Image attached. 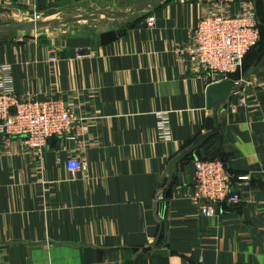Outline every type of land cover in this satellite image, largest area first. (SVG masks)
I'll return each mask as SVG.
<instances>
[{"label":"crops","instance_id":"1","mask_svg":"<svg viewBox=\"0 0 264 264\" xmlns=\"http://www.w3.org/2000/svg\"><path fill=\"white\" fill-rule=\"evenodd\" d=\"M214 1L0 0V16L37 13L47 24L1 27L18 32L0 36V65H11L18 95L61 99L93 124L89 135L51 140L41 160L19 139L0 137V264H264V0H247L260 41L239 74L257 107L232 113L234 95L220 117L219 152L243 203L202 216L191 203L194 160L179 168L169 199L162 191L171 159L214 114L200 66L177 53ZM81 9L99 20L95 36L58 40L55 49L21 39ZM240 9L236 2L230 12ZM160 114L170 117L171 141L159 139ZM70 156L88 165L75 179Z\"/></svg>","mask_w":264,"mask_h":264},{"label":"built area","instance_id":"2","mask_svg":"<svg viewBox=\"0 0 264 264\" xmlns=\"http://www.w3.org/2000/svg\"><path fill=\"white\" fill-rule=\"evenodd\" d=\"M241 9L231 13L234 3ZM203 14L192 31V42L177 49L179 56L194 60L201 68L208 87L224 81H235L233 75L241 73L243 61L248 52L260 41V29L254 9L247 0H216ZM34 22H40L41 15L34 13ZM156 18H147V26L155 27ZM90 55V51H81ZM56 54L49 62L56 65ZM238 80L236 85L241 84ZM245 89V88H244ZM244 89L234 95L239 96L237 104H231L232 113L239 106L248 109L257 107V101L244 93ZM92 118L76 114L72 105L63 100L49 97L44 100L21 98L15 90L11 65H0V137L19 139L41 160L42 153L52 139L74 140L77 136L89 135L93 129ZM159 139L172 140L170 117L160 114L157 117ZM226 163L220 157L194 160V178L191 203L204 217H214L221 206H236L243 203L241 194L234 187L227 172ZM66 167L73 179L87 170L84 158L70 156ZM249 177L239 181L248 183Z\"/></svg>","mask_w":264,"mask_h":264},{"label":"water","instance_id":"3","mask_svg":"<svg viewBox=\"0 0 264 264\" xmlns=\"http://www.w3.org/2000/svg\"><path fill=\"white\" fill-rule=\"evenodd\" d=\"M151 0H147L149 2ZM146 6L140 7L135 11L133 17L126 19L123 26H128L135 22L139 18V14L143 13ZM116 18H122L123 15L112 13ZM107 19L104 23H107ZM46 23L37 24V28L46 27ZM246 87V82L242 81L241 84L236 85L233 81H224L219 84L211 85L207 90V103L208 108L213 109V116H209L206 119L204 130L205 132L197 137L190 147L183 149L178 155L173 157L168 164L166 184L163 188L165 198L169 199L171 189L174 186L176 176L179 168L190 160H199L198 154L203 160L208 159L217 151H220L221 137H220V117L223 110L228 106L230 100L234 94L242 91ZM215 92H222L220 99H214L213 94ZM57 139H52L55 142ZM221 160L225 162L224 156H220ZM227 172L231 175L228 165H226Z\"/></svg>","mask_w":264,"mask_h":264},{"label":"rangeland","instance_id":"4","mask_svg":"<svg viewBox=\"0 0 264 264\" xmlns=\"http://www.w3.org/2000/svg\"><path fill=\"white\" fill-rule=\"evenodd\" d=\"M92 12V13H91ZM135 13H129L130 16L127 19H130L133 17V14ZM95 13L93 11H89L87 9H81V11H75L72 15L66 16V18H63V20L57 21L51 29L42 31L39 29H34V31H27L24 32V34L21 35V39L30 41V40H37V41H43L44 44L49 46L52 49H55V47L58 44V40H65L70 37H90L91 35L95 36L97 34L96 29L94 28L96 25H98V19L94 17ZM109 14L111 20L113 22H116L118 19L113 16L112 13ZM140 16V14H139ZM18 17V18H17ZM67 19V20H65ZM34 15H26L21 16L19 14H15L13 16H0V36L3 37H12L14 35H17V31H7V30H1L3 28H20V27H26L29 25H37L39 22H34ZM97 20V22H96ZM43 19H40V22H42ZM68 21V23H67ZM117 25V24H116ZM90 51V49H87ZM84 50V51H87ZM57 56V55H56Z\"/></svg>","mask_w":264,"mask_h":264},{"label":"trees","instance_id":"5","mask_svg":"<svg viewBox=\"0 0 264 264\" xmlns=\"http://www.w3.org/2000/svg\"><path fill=\"white\" fill-rule=\"evenodd\" d=\"M139 19V18H138ZM137 19V20H138ZM232 79L233 80H235V81H238V80H240V75L239 74H237V75H233L232 76ZM220 156H222V154L219 152V151H217L216 153H214L212 156H210L208 159H212V158H216V157H220ZM202 159V158H201ZM203 160V159H202ZM225 160V163L227 164V159H224Z\"/></svg>","mask_w":264,"mask_h":264}]
</instances>
